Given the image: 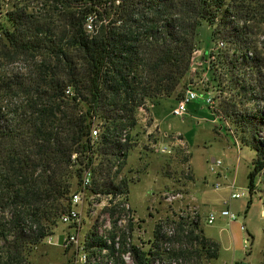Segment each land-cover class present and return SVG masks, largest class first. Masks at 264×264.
<instances>
[{
    "label": "trees",
    "instance_id": "1",
    "mask_svg": "<svg viewBox=\"0 0 264 264\" xmlns=\"http://www.w3.org/2000/svg\"><path fill=\"white\" fill-rule=\"evenodd\" d=\"M205 26L223 43L202 56H213L208 85L234 137L255 152L252 195L264 171V0H0V264H30L82 168L105 178L115 161L124 165L139 110L182 97ZM119 184L127 190L124 179ZM172 224L171 234L156 224L142 250L130 247L133 264L217 257L218 244L199 223Z\"/></svg>",
    "mask_w": 264,
    "mask_h": 264
},
{
    "label": "rangeland",
    "instance_id": "2",
    "mask_svg": "<svg viewBox=\"0 0 264 264\" xmlns=\"http://www.w3.org/2000/svg\"><path fill=\"white\" fill-rule=\"evenodd\" d=\"M5 8L7 9V5ZM198 39L199 54L194 61L202 62L201 56L214 45L209 28L203 27L199 31ZM197 69L198 74L193 77L196 82L204 72L200 68ZM190 79V75L185 78L186 81ZM208 90H212L211 92L217 95V91L210 84ZM175 104V97L172 96L158 100L151 109L148 103L145 109L139 110L137 125L132 131L135 135L133 138L135 144L131 145L124 165L120 169H118L120 165L117 168L111 167L110 172L106 174L108 179L105 174V178L99 177V170L96 169V185L101 187V183L125 180L130 205L141 222V229H136L132 236L136 245L139 243L144 245L150 240L155 223L159 222L166 227L175 228L172 223L179 220L180 210L188 205L196 206L195 201L206 213L209 211L216 213L211 225L200 224L204 235L219 246L217 257L207 264H230L231 260L238 264L259 263L264 252V216L260 198L264 183L261 172L254 178L253 194L249 195L247 189V175L253 170L254 150L249 145H242L237 139L235 143L228 131L224 127L220 128V120L212 122L214 116L203 100L196 99L189 102L187 113L183 118L171 115ZM149 110L160 122L161 132L167 134L166 138L160 139L154 133L148 134V131H151ZM176 134L181 135L185 141L188 147L186 152L179 146L173 145L170 155L153 151L152 144L168 146ZM211 159L221 161V165L215 168L216 172H210ZM117 169L119 176L114 179L113 170L117 171ZM215 184L220 185L218 190L214 189ZM230 192L239 193L241 197L230 199L228 206H225L223 202L229 199ZM167 193H178L181 196L170 202L165 200ZM226 208L236 218L229 224L225 218L218 216V213ZM89 211L90 209L86 214L88 220H84L82 230L77 232L80 241L91 227L93 215L90 218ZM82 212L85 214L86 208L82 207ZM94 214L98 218L102 217L105 224L108 221L100 208H97ZM84 216L81 215L82 218ZM66 231H68L67 227L58 224L54 233L48 237L51 241L47 242L48 238H46L30 253V264H65L73 253V248L66 250L60 244L62 235Z\"/></svg>",
    "mask_w": 264,
    "mask_h": 264
},
{
    "label": "built area",
    "instance_id": "3",
    "mask_svg": "<svg viewBox=\"0 0 264 264\" xmlns=\"http://www.w3.org/2000/svg\"><path fill=\"white\" fill-rule=\"evenodd\" d=\"M86 28L88 31H91L90 22H88ZM222 48L223 43L217 41L211 49L206 51V55H212ZM197 54H199V51L195 50L191 55L188 73L191 79L186 81L183 95L176 100V104L171 110V115L177 118H183L187 113V104L196 99H201L214 116L212 122L220 120V128L224 127L236 143V138L230 129L229 123L222 117L218 109V99L215 97L214 93L208 90L206 70L208 69L209 60H211L213 56H208L206 60L202 59V62H195L194 59ZM197 68H200L201 71L204 72L202 77H198L196 82L193 77H196L198 74L197 71L199 70ZM65 94H70L69 89L65 91ZM146 106L147 104L145 107ZM150 128L151 131H148V134L154 133L160 139L167 137V134L161 132L158 122L152 119ZM98 136L99 127L93 126L90 132L91 141H96ZM172 145L179 146L185 152L188 148L182 136L179 134H176L173 139L170 140V145L168 146L152 144L151 147L153 151L158 154L170 155L172 154ZM75 157L76 154L72 155V159ZM120 161V159L116 161L115 168L120 165ZM220 165V160L212 159L209 167L210 172H216L215 168ZM113 172H115V170H113ZM96 176V172H93L90 168H82L77 188L70 194L68 199V208L58 219L59 224L64 225L68 229V231L62 235L61 247L66 250H72L73 248V253L68 257L65 264H100L101 261H104L106 264H115L116 260L120 261L121 264H133L130 256V247L135 245L141 250L144 247L141 243L138 245L134 244L132 237L136 229H141L140 219L136 216L135 211L130 205L128 191L119 184L121 179L113 183L112 186L109 187L108 192L101 193L98 191L100 187L96 185ZM261 178L262 180L264 179V171L261 172ZM230 187L232 188V186ZM219 188V184L214 185L215 190ZM165 196V200L171 202L172 200H176V198H180L181 195L178 193H167ZM240 197L241 195L239 193L230 192L229 199L225 200L223 204L228 206L230 199H239ZM82 207L86 208L85 214L82 212ZM97 208L103 210L104 214L107 216L108 221L106 224L103 222L102 217L98 218V216H95L94 213ZM88 209H90L88 212L89 217L91 218L93 215V219L91 221V227L84 233L83 239L80 241L78 240L77 232L82 230L84 220H88V215H86ZM261 211L264 216L263 201L261 203ZM82 214L85 215L83 218L81 217ZM218 216L226 218L228 221L236 220L235 215L227 208L222 209L218 213ZM215 218L216 213L213 211H209L202 215L198 207L188 205L180 210L178 215L179 220L175 222H182L186 225L198 223L199 225L201 223L211 225ZM156 224L163 225L162 223L159 224V222L155 223V225ZM69 229H71V231H69ZM242 229L244 230L243 226ZM166 230L169 234L173 232V228H170V226H167ZM50 241L51 239L48 238L47 242ZM98 242H104L108 248H101L98 250L96 246ZM245 244H247V240H245Z\"/></svg>",
    "mask_w": 264,
    "mask_h": 264
},
{
    "label": "crops",
    "instance_id": "4",
    "mask_svg": "<svg viewBox=\"0 0 264 264\" xmlns=\"http://www.w3.org/2000/svg\"><path fill=\"white\" fill-rule=\"evenodd\" d=\"M153 105H151L150 106V109H151V107H152ZM153 108V107H152ZM149 113H150V117H151V119L152 120H154V121H156V122H158V124H159V127H160V122L157 120V118L156 117H154V116H152V112L149 110ZM212 160V159H211ZM194 201V200H193ZM194 203L196 204V206L198 207V209L200 210V213L202 214V215H204V214H206V211H203L202 209H201V205H199L197 202H195L194 201ZM226 219V218H225ZM226 222H227V224H229L231 221H228L227 219H226ZM205 224V223H204ZM241 229H242V226H241ZM246 240V239H245ZM245 240H244V244H245ZM246 245V244H245ZM234 255H235V252H234ZM262 260H263V257H262V259L260 260V262L259 263H257V264H262ZM243 261H245V260H243ZM230 264H238L237 262L236 263H233V261L231 260L230 261ZM239 264H245L244 262L243 263H239ZM251 264V263H250ZM254 264H256V263H254Z\"/></svg>",
    "mask_w": 264,
    "mask_h": 264
}]
</instances>
